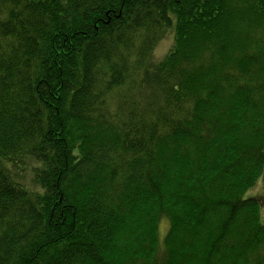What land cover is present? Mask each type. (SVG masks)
Wrapping results in <instances>:
<instances>
[{"label": "trees", "instance_id": "obj_1", "mask_svg": "<svg viewBox=\"0 0 264 264\" xmlns=\"http://www.w3.org/2000/svg\"><path fill=\"white\" fill-rule=\"evenodd\" d=\"M262 177L264 0H0V264H264Z\"/></svg>", "mask_w": 264, "mask_h": 264}, {"label": "rangeland", "instance_id": "obj_2", "mask_svg": "<svg viewBox=\"0 0 264 264\" xmlns=\"http://www.w3.org/2000/svg\"><path fill=\"white\" fill-rule=\"evenodd\" d=\"M174 41V37L172 33H167L165 38L161 41V43L158 45L156 51H155V59L160 60L164 58L172 48ZM263 177L259 180L256 189L250 191L247 195L246 198H254L256 197L259 198L261 196L260 202L262 206V211H261V222L264 225V181L262 180ZM263 217V218H262ZM168 230V224L166 222H163L161 224V235H164Z\"/></svg>", "mask_w": 264, "mask_h": 264}]
</instances>
